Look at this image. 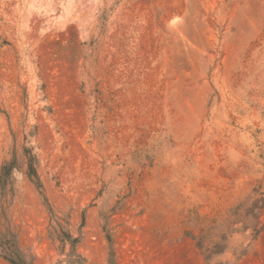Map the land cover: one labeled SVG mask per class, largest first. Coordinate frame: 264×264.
<instances>
[{
	"label": "rangeland",
	"instance_id": "obj_1",
	"mask_svg": "<svg viewBox=\"0 0 264 264\" xmlns=\"http://www.w3.org/2000/svg\"><path fill=\"white\" fill-rule=\"evenodd\" d=\"M11 236L31 264H264V0H0Z\"/></svg>",
	"mask_w": 264,
	"mask_h": 264
},
{
	"label": "trees",
	"instance_id": "obj_2",
	"mask_svg": "<svg viewBox=\"0 0 264 264\" xmlns=\"http://www.w3.org/2000/svg\"><path fill=\"white\" fill-rule=\"evenodd\" d=\"M10 170V166H4L2 168V176L6 174V171ZM0 248L2 250L3 258L8 261L10 264H31L29 263L25 256L21 253L16 240L13 236L11 239H6L0 241Z\"/></svg>",
	"mask_w": 264,
	"mask_h": 264
}]
</instances>
